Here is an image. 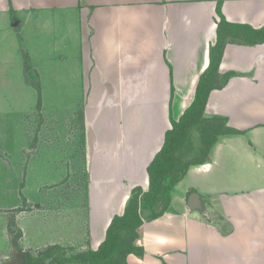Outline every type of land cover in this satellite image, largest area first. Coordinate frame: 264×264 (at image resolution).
<instances>
[{
  "label": "crops",
  "instance_id": "1",
  "mask_svg": "<svg viewBox=\"0 0 264 264\" xmlns=\"http://www.w3.org/2000/svg\"><path fill=\"white\" fill-rule=\"evenodd\" d=\"M0 13L17 35L15 50L23 64L27 60V73L35 71L30 80L40 75L32 63V36H39L47 54L59 47L52 57L64 66L74 58L79 71L74 81H61L62 91L79 87L91 183L102 167L100 177L122 185L117 209L104 202L88 208L83 240L71 236L81 212L67 211L73 216L49 223L21 246L68 245L76 251L95 250L111 218L123 213L131 189L137 183L148 188L146 168L171 121L193 101L220 17L238 25L245 40L227 41L218 64L220 74H234L209 92L203 109L204 117L225 118L237 132L217 135L202 163L188 166L163 213L143 219L134 242L138 251L126 262L264 264V41H250L251 30L264 28V0H0ZM71 37L77 39L73 53ZM137 150L146 151L142 174L137 155L131 158ZM110 166L122 167L118 179ZM103 189L105 198L117 197L114 188ZM192 192L199 208L189 207ZM50 229L54 236L48 237Z\"/></svg>",
  "mask_w": 264,
  "mask_h": 264
},
{
  "label": "rangeland",
  "instance_id": "2",
  "mask_svg": "<svg viewBox=\"0 0 264 264\" xmlns=\"http://www.w3.org/2000/svg\"><path fill=\"white\" fill-rule=\"evenodd\" d=\"M54 37L52 35L51 40ZM16 38L0 13V264H23L21 254L25 252L36 256L43 247L21 246L28 239L39 237L49 223L73 216L67 211L81 212V219L78 217L75 224L77 235L71 233V236L75 241L83 240L88 235V208L93 211L101 208L104 202L109 203L111 209H117L118 195L121 194L118 188L122 186L100 177L102 167L96 182L91 183L90 166L84 158L80 116L83 102L76 99L80 97L79 87L73 84L69 92L62 91L64 84L61 81L73 79L79 71L74 58H69L64 66L65 62L52 57L60 48L55 47V52L47 54L42 41H37L39 36L34 35L30 47L37 54H33L32 63L40 75L36 81L30 80L35 71H25V63L21 62V55L15 50L18 45ZM75 39H70L69 50L72 53L77 47ZM200 126L190 128L181 146L179 152L185 161L203 157ZM134 153L141 163L138 165L141 173L146 151L137 150L131 158H134ZM258 164L260 166L261 161ZM108 169L116 179L123 171L122 167L110 166ZM140 185L143 184H136ZM103 186L114 188L117 197L105 198ZM45 233L48 237L54 236L52 229L45 230ZM86 243L88 240L83 245ZM14 247L17 249L15 252ZM21 249L26 251L18 252ZM63 249L62 253L66 255L78 252L68 245ZM57 252L54 250L43 264L54 263L53 255Z\"/></svg>",
  "mask_w": 264,
  "mask_h": 264
},
{
  "label": "trees",
  "instance_id": "3",
  "mask_svg": "<svg viewBox=\"0 0 264 264\" xmlns=\"http://www.w3.org/2000/svg\"><path fill=\"white\" fill-rule=\"evenodd\" d=\"M238 27L227 22L223 16L220 17L216 28V41L209 49V64L199 77L193 101L178 120L171 121L172 127L165 133L161 148L146 168L148 188L143 190L141 186H134L131 189L123 213L115 214L111 218L105 238L98 247L95 250L88 249L66 255L62 253L63 246L50 245L40 249L36 256L28 252L23 253V264H43L54 250L59 252L53 255L52 264H127L126 256L138 251L134 242L138 238V228L143 219H152L163 213L170 203L174 185L185 174L189 165L202 163L217 135L237 132L226 125L225 118L204 117L203 109L209 92L222 88L234 74H220L218 64L227 41L245 40V35L238 33ZM251 31V43L264 41V28ZM24 63L25 71H29L27 60ZM196 125H201L203 157L185 161L179 151L188 131Z\"/></svg>",
  "mask_w": 264,
  "mask_h": 264
},
{
  "label": "water",
  "instance_id": "4",
  "mask_svg": "<svg viewBox=\"0 0 264 264\" xmlns=\"http://www.w3.org/2000/svg\"><path fill=\"white\" fill-rule=\"evenodd\" d=\"M188 204H189L190 208H196V207L199 208L200 207V203H199V200H198V195L196 194V192H192L189 195ZM16 250H17L16 247H14V252ZM7 264H9V262H7Z\"/></svg>",
  "mask_w": 264,
  "mask_h": 264
}]
</instances>
